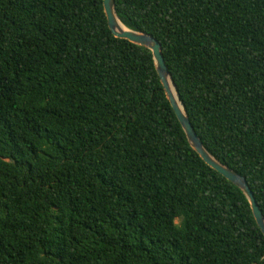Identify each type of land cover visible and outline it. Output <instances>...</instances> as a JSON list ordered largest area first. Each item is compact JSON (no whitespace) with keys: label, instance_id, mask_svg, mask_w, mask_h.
I'll list each match as a JSON object with an SVG mask.
<instances>
[{"label":"trees","instance_id":"1","mask_svg":"<svg viewBox=\"0 0 264 264\" xmlns=\"http://www.w3.org/2000/svg\"><path fill=\"white\" fill-rule=\"evenodd\" d=\"M115 9L160 42L201 143L264 215V0ZM0 264H264L248 199L103 0H0Z\"/></svg>","mask_w":264,"mask_h":264},{"label":"water","instance_id":"2","mask_svg":"<svg viewBox=\"0 0 264 264\" xmlns=\"http://www.w3.org/2000/svg\"><path fill=\"white\" fill-rule=\"evenodd\" d=\"M103 8L107 19L108 28L114 37L127 40L130 43L144 47L152 52L156 71L164 88L167 99L169 100L191 147L198 153V155L208 166L220 173L224 178L237 186L244 193L249 201L256 224L264 235V215L262 214L256 202L254 194L246 178L239 175L237 172L214 158L203 146L194 128L192 127L189 117L186 113L185 106L180 99V95L174 84L172 76L165 64L160 42L149 34L137 32L127 28L117 16L115 0H103ZM119 22L123 27L120 26ZM172 87L174 89L175 95L172 92Z\"/></svg>","mask_w":264,"mask_h":264},{"label":"bare ground","instance_id":"3","mask_svg":"<svg viewBox=\"0 0 264 264\" xmlns=\"http://www.w3.org/2000/svg\"><path fill=\"white\" fill-rule=\"evenodd\" d=\"M119 24H120V26H121V27H123V26H122V24H121L120 22H119ZM172 92H173V93H174V95H175V92H174V89H173V87H172Z\"/></svg>","mask_w":264,"mask_h":264},{"label":"rangeland","instance_id":"4","mask_svg":"<svg viewBox=\"0 0 264 264\" xmlns=\"http://www.w3.org/2000/svg\"><path fill=\"white\" fill-rule=\"evenodd\" d=\"M176 222H178V221H176Z\"/></svg>","mask_w":264,"mask_h":264}]
</instances>
